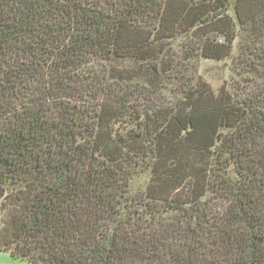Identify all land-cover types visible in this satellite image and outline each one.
I'll list each match as a JSON object with an SVG mask.
<instances>
[{
	"label": "trees",
	"instance_id": "16d2710c",
	"mask_svg": "<svg viewBox=\"0 0 264 264\" xmlns=\"http://www.w3.org/2000/svg\"><path fill=\"white\" fill-rule=\"evenodd\" d=\"M0 208L33 264H264V0H0Z\"/></svg>",
	"mask_w": 264,
	"mask_h": 264
},
{
	"label": "rangeland",
	"instance_id": "374dc122",
	"mask_svg": "<svg viewBox=\"0 0 264 264\" xmlns=\"http://www.w3.org/2000/svg\"><path fill=\"white\" fill-rule=\"evenodd\" d=\"M205 67H207L206 64H204V63L201 64L199 62V70L202 69V71L205 74V77L207 78V80L213 86H217L218 87L220 85V83L219 82H214V81L217 78L224 77L225 64H221V65H219V67L212 68L213 70L209 69L208 71H206V69H204ZM205 71L207 72V74H211V75L206 76ZM1 217H2V211H1V208H0V224H1ZM0 264H33V263H29V262H26V261H21V260H18V259H13L8 252L0 251Z\"/></svg>",
	"mask_w": 264,
	"mask_h": 264
}]
</instances>
